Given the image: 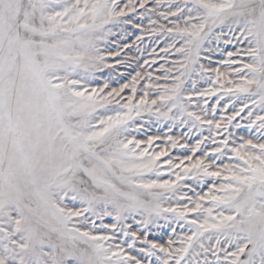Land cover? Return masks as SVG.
Masks as SVG:
<instances>
[{
	"label": "snow or ice",
	"instance_id": "6c2138e0",
	"mask_svg": "<svg viewBox=\"0 0 264 264\" xmlns=\"http://www.w3.org/2000/svg\"><path fill=\"white\" fill-rule=\"evenodd\" d=\"M0 264H264V0H0Z\"/></svg>",
	"mask_w": 264,
	"mask_h": 264
}]
</instances>
